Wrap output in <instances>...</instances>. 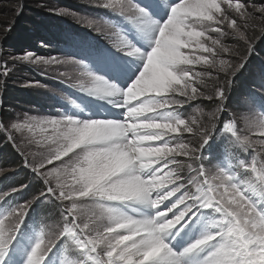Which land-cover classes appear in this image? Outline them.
Returning <instances> with one entry per match:
<instances>
[{
  "label": "snow or ice",
  "instance_id": "snow-or-ice-1",
  "mask_svg": "<svg viewBox=\"0 0 264 264\" xmlns=\"http://www.w3.org/2000/svg\"><path fill=\"white\" fill-rule=\"evenodd\" d=\"M223 4L239 14L245 28L256 19L254 12L264 19V6L254 4L249 12L239 0H98L96 7L111 10L126 22L122 25L126 38L114 44L115 52L137 63L128 71L123 88L96 74L87 57L44 59L32 53L13 57L33 64L78 66L79 78L69 86L119 111L110 116L86 114L83 119L62 112L58 118L0 123V132L7 133L32 179L44 185L39 197L11 206L9 198L30 185L21 182L10 191H0V264H6L29 210L42 198L59 202L63 224L52 233L40 228L24 264H47L57 248L78 257L68 264H190L193 258L197 264H264V158L257 161L264 153V117H245L249 133L245 135L235 121L222 125L233 150L255 153L250 164L225 149L228 169L217 167L211 173L201 155L227 107L231 78L248 62L223 39L234 35L244 43L246 53L253 51L236 20L222 11ZM53 11L74 15L63 9ZM161 13L166 18L161 16L158 22L154 17ZM224 25L232 32H225ZM145 37H150L148 51L142 50ZM220 53L240 59H218ZM198 65L224 73L223 83L215 77L214 96L199 87L203 77L212 74L197 71ZM63 99L79 109L67 96ZM199 99L219 102L207 113V126L197 118L204 115L202 109L196 108V116L188 118L181 111ZM248 101L264 109V96L249 94ZM14 133L23 137L21 142ZM184 133L199 141L185 142ZM236 167L249 178L241 179ZM185 168L186 176L182 175ZM121 208H146L150 215L134 217ZM204 216L210 218L207 229L175 250L176 237Z\"/></svg>",
  "mask_w": 264,
  "mask_h": 264
},
{
  "label": "rangeland",
  "instance_id": "rangeland-1",
  "mask_svg": "<svg viewBox=\"0 0 264 264\" xmlns=\"http://www.w3.org/2000/svg\"><path fill=\"white\" fill-rule=\"evenodd\" d=\"M97 2L98 0H65L64 2L62 0H0V39H7L4 41L5 43L2 46L3 48H0V107L3 95L6 103L13 104L12 109L5 108L2 109V111L0 110V123L8 126L11 122H22L31 117L58 118L62 112L68 114L73 113L72 107L61 97L57 90L59 88L60 82L74 83L76 79L79 78L78 66L73 64H33L19 59H13V57H22L28 53H32L34 58L41 57L44 59H49L51 57L65 59L68 58V56L87 57L90 68L96 74L100 75L101 73L109 71V69H107L108 58L105 56V51L107 48H110L114 38L117 35L116 33H111L123 31L124 28L122 25L126 22H123L122 18L111 10L96 7ZM233 2H236V0H233ZM239 2H242L249 12H253L252 5L254 4L257 6H264V0H239ZM60 9H63L66 12L72 13L74 15L61 16L56 15L53 11ZM37 11H39L38 14ZM222 11L226 12L230 17L236 20L241 30L244 31L251 40L253 49L254 47H257L258 49H264V19L260 18V13L254 12L256 19L249 20L248 27L245 28L244 21L240 18L239 14H237L233 9H229L227 4L222 5ZM36 14L38 18H36L37 23L41 24L39 26H43L44 31L42 32V30L38 29L36 26L27 25L25 26V29L27 30L24 33H34L33 30H36L43 38H34L33 41L32 38L28 36L27 38H30V45H15L13 43L15 39L19 41H21L23 38L26 39L23 31L19 29L20 27L14 28L11 32L7 31V29L14 27L22 16L24 19H26L27 17L30 18L32 15L36 16ZM163 15L164 13H162L161 16ZM76 17L83 18L85 21H92L93 25L89 27L86 23H78ZM42 18H46V20L50 21L55 20L60 24L57 27L52 25L50 28H48L49 22L46 21V25L44 26L42 24ZM164 18H166V15ZM118 24L121 26H117ZM97 27L100 29L99 31L96 30ZM222 27L225 32H232V29H229L227 25ZM25 29L23 27V30ZM20 35L23 38L18 39ZM210 35L216 37L219 34L210 33ZM78 42L82 43L83 47H77L76 44ZM223 42L231 45L232 48L237 53L241 54L246 60L250 53H252V51L250 53H246V46L234 35H228L224 37ZM101 45L102 49L98 52L92 51L90 54H88L82 51L86 50L89 52L90 50H98ZM202 55L207 56L208 54ZM219 58L231 59L233 61H238L240 59L239 56H230L224 53H220L218 59ZM254 58L256 62V55ZM249 60L250 58L247 60V65L249 69H252L253 62L251 63ZM257 61L259 63L258 59ZM5 62L7 65V74H5ZM260 62H262V65H264L263 59ZM196 70L212 74V77L205 75L203 77L204 83L199 87H201L202 90L207 94L214 96V90L217 84L215 77L219 75L218 77L221 80L222 72H218L215 69L208 68L207 66L203 65L196 66ZM60 72L66 73V76H60ZM237 74L236 76L239 75ZM248 74L254 77L255 71L253 72L252 70ZM68 76L73 78L72 81L67 80ZM244 92H250L249 94L255 95L258 98L262 97L264 96V84L262 87L259 86L255 88V90L253 87H251V89H245ZM249 94L243 95V98H245V105H241V99L243 98H238L236 99L238 103L235 106H232L234 99L231 98L229 101L228 98V101L226 102L227 107L223 109L221 119L217 122L215 136L209 140V144L206 145L201 152L203 164L211 173H215L217 167L221 169H228L230 160L227 153L225 152V149H227L228 152L236 155L239 159L245 160L249 164L252 162V156H254L255 153H253L251 150H249V152H239L233 150L230 143V134H224L221 131L224 122L235 121L237 129L240 131L241 135L249 134L245 117L256 120L264 117V109H261L259 103L256 105L249 103ZM11 99L18 102L13 103ZM32 99L33 102H31ZM210 102L211 101L204 99L193 101L190 105L185 106L184 109L186 111H183V114L186 118L196 116L195 109L200 108L203 110L204 115L198 116L197 118L201 120L202 124L207 126V113L214 111L218 106L217 105L213 109H210ZM89 105L93 107L92 103ZM104 105L105 103H101L99 108L104 109ZM95 109L98 110L96 107ZM89 114L92 115L94 112L91 111ZM14 135L16 136L17 143L22 141L23 137L19 133H14ZM183 138L185 142L193 144L199 141V137L192 136L188 133H184ZM251 138L254 140L260 139L259 137L255 136H252ZM0 139V181L2 186L7 191H10L11 187L14 186V181L18 179L22 180L25 173L28 175L26 178H24L25 184L30 185L28 188L29 192L28 189H26L23 193H21V201L18 200L19 196L17 194H14L13 197L9 198L10 205L25 203L27 200H32L33 197H39L40 192L44 188L43 183L32 179L33 174L31 170L24 166L23 157L19 154L11 141L7 139V133L0 132ZM3 144L7 145V147H5L6 149H10L14 155L20 158L21 163L20 166L18 165V168L9 170L7 167H5L6 164L4 163V160L6 159L7 155L5 152L1 151V146ZM261 158H264V153H261V157L257 158L258 163ZM29 159L31 160L32 157H29ZM37 159H39V157H37ZM66 159L67 157H65V160ZM177 159L183 160L184 158L177 157ZM55 163L59 164L60 162L57 161ZM232 163L238 164V161L234 160ZM49 167L52 166L50 165ZM235 171L238 173L241 179L246 180L249 178V174L243 172L238 167H236ZM182 175H187L186 168L182 170ZM4 188H2L0 191H5ZM137 209L138 212L140 210L146 212V216L150 215V211L146 208ZM60 210L59 202H48L43 198L41 201L35 202L26 218L25 225L22 229L23 234L21 235V231L19 232L18 239L15 241V243L20 241V243L26 245V242L23 241V237L24 234L26 235L30 231L32 234L30 238L32 241V247L41 227L47 233H52L58 230L63 224ZM122 211L130 216H134V213H136V211H133L132 209H126ZM209 223L210 218L208 216H204L196 223L188 225L180 233V235L177 236L179 240L182 239V237H185L187 243L181 244L180 241H176L175 239V241L172 242L175 250L179 251L197 239L207 229ZM187 231L188 236H184ZM17 243L12 247V250L20 252L22 257L21 264H24V260L26 259L27 254L30 252L31 247L29 250H26L23 246H20ZM54 252L55 255L48 259L47 264H61V261H64V264H68L69 261L78 259L75 254L70 252H62L60 248L55 249ZM9 257H11L13 260L12 263H9ZM192 260L190 261V264ZM20 262L19 255L11 256L10 253H8L6 257V264H20Z\"/></svg>",
  "mask_w": 264,
  "mask_h": 264
},
{
  "label": "trees",
  "instance_id": "trees-1",
  "mask_svg": "<svg viewBox=\"0 0 264 264\" xmlns=\"http://www.w3.org/2000/svg\"><path fill=\"white\" fill-rule=\"evenodd\" d=\"M25 1H27V0H25ZM52 1H54V0H52ZM56 1H59V0H56ZM62 1L64 2L65 0H62ZM33 9H35V8H33ZM38 12L39 11H37V14H38ZM37 14H36V16H33L32 15L30 18L27 17L26 19H24V17L22 16L20 18V20L16 23V25L14 27H11L10 32L14 28H19L20 27L19 29L23 31V34H24V36L26 38V39H24L20 35L18 37V39H21V38H23V39L21 41L15 39V41H13V43L15 45H19V44H22V45L23 44H25V45H28L29 44L30 45V38H27L28 36H30L33 41H34V38L35 39L36 38H43L38 33V31H36V30H33L34 33L33 32L32 33H30V32L24 33L27 30V29H25V26H27V25L36 26L38 29H41L42 32L44 31L43 30V26L41 27V26H39L41 24L40 23L39 24L37 23V20H36ZM21 20H23V21H21ZM42 21H43L42 24L44 26L46 25V23H45L46 21L49 22L48 23V28H50L52 25H55L57 27L60 24V23H58L55 20H51V21L50 20H46V18H42ZM23 27H24L25 30H23ZM6 40L7 39H4V40H1L0 39V48H3L2 46L5 43L4 41H6ZM45 41H46V39H45ZM4 48H6V47H4ZM255 55H256L257 59L259 60V63H258L257 59H256V62H255V58H254ZM248 58H250L249 62H251V63L253 62L252 69H249L248 65L246 64V67L240 71L241 73L239 72L238 73L239 75L237 74L238 76H236L234 78H231V79L234 80V83H232L230 86H227V94H228L229 101H230L231 98L234 99V101H235V102L233 101L232 106H235L238 103L236 99L243 98V95L244 94H249L250 93V92L245 93L244 92L245 89H249V88L251 89V87H253L254 90H255V88H257L259 86L262 87L263 84H264V72H263L264 71V65H262V62H260L262 59L264 60V49L263 48L262 49L261 48L258 49L257 47L256 48L254 47L252 53H250V55L247 57V60H248ZM252 70H253V72L255 71L254 77H252L251 75L248 74ZM28 72H30V71H28ZM217 76H219V75H217ZM224 79H225L224 73H222V79L220 80V82L223 83ZM216 86H217V84H216ZM241 100H242V102H241L242 104L241 105H245V98H243ZM11 101H13V99H11ZM227 101H228V99L226 100V102ZM15 102H18V101L14 100L13 103H15ZM31 102H33V99H32ZM210 103H211V108L210 109H213L214 107H216L219 104L218 101H214V100L211 101ZM12 106H13L12 103H6V100H5L4 95H3L0 110L2 111V109H5V108H8V109L11 108L12 109ZM0 144H1V139H0ZM5 147H7V145H5V144H3L1 146V151L5 152L6 155H7L6 159L4 160V163L6 164L5 167H7L9 170L18 168L20 166V163H21L20 162V158L17 157L16 155H14L11 152L10 149H8V148L6 149ZM27 176H28L27 173H25L24 176H23V178H22V180L21 179H18L16 181H14V186L19 187L21 182H23L25 184L24 178H26ZM36 188H37V186H36ZM28 192H29V189H28Z\"/></svg>",
  "mask_w": 264,
  "mask_h": 264
},
{
  "label": "bare ground",
  "instance_id": "bare-ground-1",
  "mask_svg": "<svg viewBox=\"0 0 264 264\" xmlns=\"http://www.w3.org/2000/svg\"><path fill=\"white\" fill-rule=\"evenodd\" d=\"M101 103H105V101L101 100ZM134 214H139V212L136 211V213H134ZM176 240H178V237H176ZM192 264H197V260L195 258L192 260Z\"/></svg>",
  "mask_w": 264,
  "mask_h": 264
}]
</instances>
